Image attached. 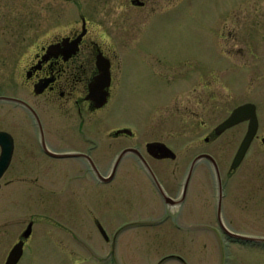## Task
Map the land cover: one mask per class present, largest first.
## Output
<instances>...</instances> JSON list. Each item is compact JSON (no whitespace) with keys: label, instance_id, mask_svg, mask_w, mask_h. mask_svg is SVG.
<instances>
[{"label":"flooded vegetation","instance_id":"flooded-vegetation-1","mask_svg":"<svg viewBox=\"0 0 264 264\" xmlns=\"http://www.w3.org/2000/svg\"><path fill=\"white\" fill-rule=\"evenodd\" d=\"M95 2L0 0V216L18 215L19 200L25 211L33 209L29 201H85L97 241L113 244L109 210L98 213L97 199L108 204L114 181H151L169 209L175 206L170 202L186 201L200 162L214 166L203 158L192 168L201 153L184 165L173 143L146 141V131L130 126V118L159 121L155 131L162 135L202 129L212 144L242 124L247 131L249 120L217 134L235 108L254 104L259 127L251 145L264 148V0H222L208 22L212 54L199 58L140 31L147 15L132 17V31L95 32ZM146 86L156 94L147 97ZM162 181L169 182L165 188ZM158 182L173 200L165 199ZM42 210L25 217L26 227L14 223L8 236L0 223V244L14 237L10 251L22 241L24 255L35 233L49 232L37 226L48 223Z\"/></svg>","mask_w":264,"mask_h":264},{"label":"rangeland","instance_id":"rangeland-1","mask_svg":"<svg viewBox=\"0 0 264 264\" xmlns=\"http://www.w3.org/2000/svg\"><path fill=\"white\" fill-rule=\"evenodd\" d=\"M95 1L97 14L92 26L97 33L112 31L117 35L132 31L137 27V20L132 17L147 15L150 18L145 25L141 24L144 27L140 31L170 42L176 53L193 52L198 58L212 54L206 41L208 22L216 18L222 0H142L145 7H134L132 0ZM145 91L147 97L156 94L150 86ZM129 123L146 131V141L162 138L173 143L179 152L178 161H186L184 165L199 153L214 156L219 161L222 178L224 224L235 233L264 238V148L253 143L240 166L231 167L247 132L244 124L207 144L205 136L200 135L202 129L193 135L170 136L155 131L160 127L156 120L130 118ZM106 125L105 121L99 122L103 127L116 126ZM196 169L186 201L169 209L151 181L131 176L114 181L108 204L97 199L98 213L109 210L113 244L100 238L97 241L85 201L59 198L39 205L37 201H29L28 207L33 209L25 211L26 202L19 200L14 211L20 215L12 217L6 213L0 216V223H5L2 228H6L8 236L13 228L26 227L22 221L37 212L36 208H45L42 214L48 223L39 221L37 226L42 225L49 232L32 236L18 264H264L263 246L232 239L223 231L217 214L219 181L215 167L204 160ZM202 176H206L204 180ZM178 181H183L181 175ZM160 183L165 188L169 182ZM183 185L179 183L180 189ZM86 202L90 207L89 201ZM15 241L9 236L8 241L0 244V264H5Z\"/></svg>","mask_w":264,"mask_h":264},{"label":"water","instance_id":"water-1","mask_svg":"<svg viewBox=\"0 0 264 264\" xmlns=\"http://www.w3.org/2000/svg\"><path fill=\"white\" fill-rule=\"evenodd\" d=\"M132 2L134 4H138V5H143L144 2L142 0H132ZM249 120V126H248V130L238 148V151L233 159L232 162V169H236L237 167L240 166V164L242 163V161L244 160L259 127V120L256 114V108L254 104H244L242 106H239L237 108L234 109V111L232 112V114L226 118L225 121H223L217 128V134H221L223 131H225L226 129L239 124L240 122ZM203 158H207L210 159L216 169V173H217V177H218V181H219V200H218V220L219 223L223 229V231L227 234L228 237L232 238V239H238V240H245V241H254V242H264V238H258V237H252V236H247V235H243V234H239V233H235L233 231H231L223 222L222 219V202H223V185H222V178H221V172L218 166V163L215 159L214 156H212L209 153H201L199 154L192 165V168L195 167V164L198 160L203 159ZM189 180L190 177L187 179L186 182V189L188 188L189 185ZM159 184V182H158ZM160 186V184H159ZM161 188V186H160ZM161 191L165 197V199L167 201H169V199H172L171 197H169L163 190V188H161ZM173 200V199H172ZM170 202V201H169ZM181 203V201H174V202H170L171 205H177ZM31 232V225H29V227L27 228V230L25 231V236L29 235ZM24 253V242H19L18 244H16L12 250L9 253V256L6 260L5 264H18L23 256Z\"/></svg>","mask_w":264,"mask_h":264},{"label":"trees","instance_id":"trees-1","mask_svg":"<svg viewBox=\"0 0 264 264\" xmlns=\"http://www.w3.org/2000/svg\"><path fill=\"white\" fill-rule=\"evenodd\" d=\"M253 244H255V245H260V246H263V247H264V243H263V244H260V242H259V243H257V242H253Z\"/></svg>","mask_w":264,"mask_h":264}]
</instances>
